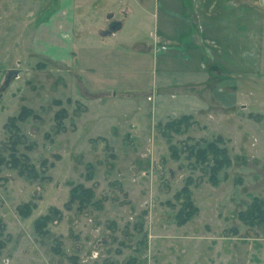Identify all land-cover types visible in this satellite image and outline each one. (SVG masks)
<instances>
[{
	"label": "rangeland",
	"instance_id": "rangeland-1",
	"mask_svg": "<svg viewBox=\"0 0 264 264\" xmlns=\"http://www.w3.org/2000/svg\"><path fill=\"white\" fill-rule=\"evenodd\" d=\"M54 3L0 0V264H264V223L240 219L264 200V76L247 109L232 114L220 86L172 133L184 96L154 85L150 60L106 71L88 51L83 71L48 56ZM109 86L123 92H95ZM218 136L233 162L215 184L189 151ZM186 185L198 211L180 224ZM75 188L93 197L72 200Z\"/></svg>",
	"mask_w": 264,
	"mask_h": 264
},
{
	"label": "crops",
	"instance_id": "crops-1",
	"mask_svg": "<svg viewBox=\"0 0 264 264\" xmlns=\"http://www.w3.org/2000/svg\"><path fill=\"white\" fill-rule=\"evenodd\" d=\"M52 3L56 5L40 33H45L48 56L54 61L66 65L78 61L80 70L88 71L91 65L86 60L92 57L86 53L92 51L93 59L112 71L126 66L124 61L150 60L158 78L154 85L162 93L184 96L179 102L187 110L183 114L209 107L206 97L214 100L220 86L224 93H234L233 102L226 103L234 108L232 114L247 109L249 84L250 93H261L257 86L251 87L264 76V7L257 0ZM84 83L90 92L88 81ZM95 92L123 91L109 86Z\"/></svg>",
	"mask_w": 264,
	"mask_h": 264
},
{
	"label": "trees",
	"instance_id": "trees-1",
	"mask_svg": "<svg viewBox=\"0 0 264 264\" xmlns=\"http://www.w3.org/2000/svg\"><path fill=\"white\" fill-rule=\"evenodd\" d=\"M31 109H24L20 116V120L25 119L27 115H30ZM192 114H183L177 118H172L167 121L165 129L170 132L181 133L183 129L188 128L193 122ZM17 118H13L15 122ZM16 123V122H15ZM15 123L13 125L15 126ZM18 129V128H17ZM168 139H170V134H166ZM222 136H218L215 140L207 141L203 146H190L189 155L194 157L198 162L211 163L209 167L211 169V180L216 184L217 183V174L225 169L229 168L232 165L233 159L230 155L229 149L225 146ZM172 155L175 158L179 157L178 152L171 146ZM19 159L17 160V162ZM15 162V163H17ZM187 186V185H186ZM184 187L183 192L186 195V203L184 204L183 209L177 214V220L180 224L185 223L190 218H192L198 211V208L193 203V200L190 198L191 191L189 187ZM72 200H79L83 198L85 202H89L93 197V192L90 189H79L75 188L71 192ZM82 200V199H81ZM51 219V216L47 215L42 219L38 220V228L41 225L45 226L47 221ZM240 219L243 220L248 225H259L264 223V200L260 198H255L252 201V204L245 211L240 212ZM41 224V225H40Z\"/></svg>",
	"mask_w": 264,
	"mask_h": 264
},
{
	"label": "water",
	"instance_id": "water-1",
	"mask_svg": "<svg viewBox=\"0 0 264 264\" xmlns=\"http://www.w3.org/2000/svg\"><path fill=\"white\" fill-rule=\"evenodd\" d=\"M16 74H17L16 71H15V72H11V73L8 75V77H7V83L10 81V79H11L12 77H15Z\"/></svg>",
	"mask_w": 264,
	"mask_h": 264
},
{
	"label": "built area",
	"instance_id": "built-area-1",
	"mask_svg": "<svg viewBox=\"0 0 264 264\" xmlns=\"http://www.w3.org/2000/svg\"><path fill=\"white\" fill-rule=\"evenodd\" d=\"M260 5H264V0H259Z\"/></svg>",
	"mask_w": 264,
	"mask_h": 264
}]
</instances>
